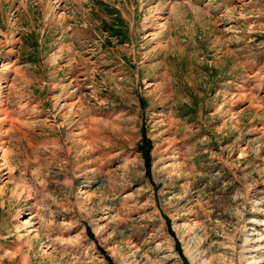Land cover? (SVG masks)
Listing matches in <instances>:
<instances>
[{"label": "rangeland", "instance_id": "rangeland-1", "mask_svg": "<svg viewBox=\"0 0 264 264\" xmlns=\"http://www.w3.org/2000/svg\"><path fill=\"white\" fill-rule=\"evenodd\" d=\"M0 161V264H264V0H0Z\"/></svg>", "mask_w": 264, "mask_h": 264}, {"label": "bare ground", "instance_id": "bare-ground-1", "mask_svg": "<svg viewBox=\"0 0 264 264\" xmlns=\"http://www.w3.org/2000/svg\"><path fill=\"white\" fill-rule=\"evenodd\" d=\"M0 162H1V161H0ZM0 165L2 166V163H0ZM20 223H22V224L25 225V224H28L29 222H27V220H24L23 222H20ZM34 229H35V228H34ZM34 229L31 227V229H30L29 231L31 232V231H33ZM29 231H28V232H29Z\"/></svg>", "mask_w": 264, "mask_h": 264}]
</instances>
